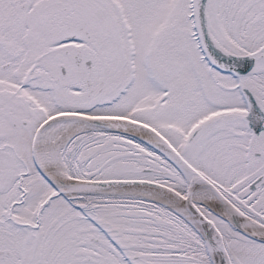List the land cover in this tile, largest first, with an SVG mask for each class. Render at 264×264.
I'll return each mask as SVG.
<instances>
[{
	"label": "snow or ice",
	"instance_id": "obj_1",
	"mask_svg": "<svg viewBox=\"0 0 264 264\" xmlns=\"http://www.w3.org/2000/svg\"><path fill=\"white\" fill-rule=\"evenodd\" d=\"M0 264H264V0H0Z\"/></svg>",
	"mask_w": 264,
	"mask_h": 264
}]
</instances>
